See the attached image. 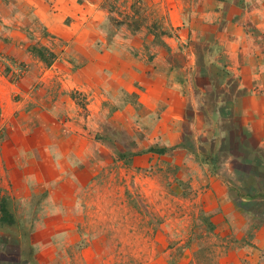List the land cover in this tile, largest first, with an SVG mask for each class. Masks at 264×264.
Instances as JSON below:
<instances>
[{"label":"crops","instance_id":"crops-1","mask_svg":"<svg viewBox=\"0 0 264 264\" xmlns=\"http://www.w3.org/2000/svg\"><path fill=\"white\" fill-rule=\"evenodd\" d=\"M208 131L214 145L231 142L230 161L264 149V0H0V264H69L80 191L115 176L113 162L138 188L141 170L172 159L163 148L175 147V178L208 191L215 221L240 227L248 216L226 196L230 183L196 162ZM115 133L126 169L108 145ZM89 251L74 264H95Z\"/></svg>","mask_w":264,"mask_h":264},{"label":"rangeland","instance_id":"rangeland-1","mask_svg":"<svg viewBox=\"0 0 264 264\" xmlns=\"http://www.w3.org/2000/svg\"><path fill=\"white\" fill-rule=\"evenodd\" d=\"M134 24L138 22L134 21ZM31 27L36 32L42 29L35 20ZM77 95L70 94L79 109L76 111L85 114L84 97ZM224 121L220 123L221 127L231 129L232 120ZM210 133L208 131L200 143L204 157L196 162L206 165L210 173L219 172L220 178L230 183L226 196L236 210L248 216L240 227L229 228L227 221L222 219L215 221L217 214L206 203L209 194L203 186L192 187L195 185L190 181L175 178L173 172L178 170L172 163L175 147L157 149L156 154L163 156L165 153L172 159L155 163L153 169L141 170V176L145 174L150 179L139 178L138 188L132 187V176L127 177V171H124L125 177H122L121 171L115 168L119 166L113 162L111 172L115 176L95 179L89 192L87 189L80 191L83 223L80 230H76L78 251L75 248L74 255L70 252V247L75 244L66 248L69 264L79 258L80 249L89 248V253L95 254V264H264V149H243L242 153H246L240 154L238 160L230 161L231 142L224 139L223 143L214 145ZM114 136L116 140L112 139L108 145L113 149L112 153L124 155L123 168L126 169L131 153L126 147L121 152L125 138L121 141L118 133ZM185 141L180 145L183 146ZM184 146L188 147L187 144ZM154 149L149 146L144 150L151 152ZM145 180H155L154 189L147 194L139 187ZM161 226L167 233L160 229ZM157 231H161V235ZM228 248L230 251L223 260V253ZM187 251L191 255L195 253L194 259L188 260ZM23 263L21 259L20 264ZM8 264H14V261Z\"/></svg>","mask_w":264,"mask_h":264},{"label":"trees","instance_id":"trees-1","mask_svg":"<svg viewBox=\"0 0 264 264\" xmlns=\"http://www.w3.org/2000/svg\"><path fill=\"white\" fill-rule=\"evenodd\" d=\"M30 50L35 56H37L41 61H43L47 65H49L55 57V55L51 51H49L48 49H46L45 47L41 45L30 46ZM0 213H1V219H4V220L7 219L6 218L7 210L5 208V198L0 199Z\"/></svg>","mask_w":264,"mask_h":264}]
</instances>
